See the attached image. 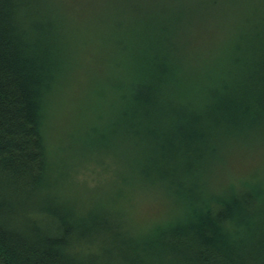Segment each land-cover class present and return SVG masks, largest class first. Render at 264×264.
<instances>
[{
	"label": "trees",
	"instance_id": "trees-1",
	"mask_svg": "<svg viewBox=\"0 0 264 264\" xmlns=\"http://www.w3.org/2000/svg\"><path fill=\"white\" fill-rule=\"evenodd\" d=\"M103 4L0 0V264H264V155L226 167L264 153V37L238 55L219 0Z\"/></svg>",
	"mask_w": 264,
	"mask_h": 264
},
{
	"label": "rangeland",
	"instance_id": "rangeland-1",
	"mask_svg": "<svg viewBox=\"0 0 264 264\" xmlns=\"http://www.w3.org/2000/svg\"><path fill=\"white\" fill-rule=\"evenodd\" d=\"M104 1L108 0H85V3L92 4V7L81 8L80 14L87 15L92 18H98L94 16L110 14V12L101 9V6L104 5ZM219 2L220 4H218L219 7L217 12L218 15H220L218 17L220 21L222 16L221 27L223 30L221 32L222 37L226 39L224 43H229L232 47L234 45L241 47L237 53L238 55L246 49L247 44L253 38L264 37V0H219ZM206 32L207 31H205V34ZM87 61L90 65L83 63L80 71L83 73H94V69L98 67L96 66L97 61L92 58H89ZM85 82L87 83L86 80ZM73 100L74 99H70L68 103L64 105L62 104L56 113L62 112L59 120L62 121L64 119H68L70 121V127H76L77 125L83 127L85 122L81 121L79 113H75L76 106L73 104ZM262 147H264V144ZM262 155H264L262 150L254 151V153H247L244 150L242 154L227 164V170L229 173L231 172L240 175L243 158L247 157V163L252 162L254 164L258 158L262 157ZM83 172H87L90 175L89 186H93L95 181L100 179L97 176L100 174L103 176L104 169L101 165L90 161L85 165V167L78 170V176L83 178ZM229 176L231 177V174ZM229 176L226 174L224 175L225 181L230 182L231 178ZM149 200L147 202H149ZM143 203L144 202H142L141 207ZM151 204H144V206L146 208H150L153 206ZM146 210L159 213V210L156 208Z\"/></svg>",
	"mask_w": 264,
	"mask_h": 264
}]
</instances>
